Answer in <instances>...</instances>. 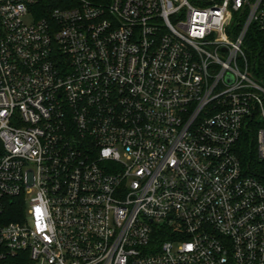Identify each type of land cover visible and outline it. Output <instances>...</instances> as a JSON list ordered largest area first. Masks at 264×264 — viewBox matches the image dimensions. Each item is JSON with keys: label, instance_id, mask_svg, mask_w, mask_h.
Listing matches in <instances>:
<instances>
[{"label": "built area", "instance_id": "2783aa9c", "mask_svg": "<svg viewBox=\"0 0 264 264\" xmlns=\"http://www.w3.org/2000/svg\"><path fill=\"white\" fill-rule=\"evenodd\" d=\"M247 141L264 0H0V264H264Z\"/></svg>", "mask_w": 264, "mask_h": 264}, {"label": "trees", "instance_id": "16d2710c", "mask_svg": "<svg viewBox=\"0 0 264 264\" xmlns=\"http://www.w3.org/2000/svg\"><path fill=\"white\" fill-rule=\"evenodd\" d=\"M241 155L246 165L250 167V170L257 176L261 177L264 181V160H259L255 148H253L249 141H247V143L242 148ZM14 209L15 208H12V210ZM12 210L0 214V225L16 219L15 215L12 213Z\"/></svg>", "mask_w": 264, "mask_h": 264}, {"label": "rangeland", "instance_id": "374dc122", "mask_svg": "<svg viewBox=\"0 0 264 264\" xmlns=\"http://www.w3.org/2000/svg\"><path fill=\"white\" fill-rule=\"evenodd\" d=\"M26 20H28V19H26Z\"/></svg>", "mask_w": 264, "mask_h": 264}]
</instances>
